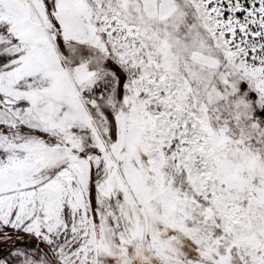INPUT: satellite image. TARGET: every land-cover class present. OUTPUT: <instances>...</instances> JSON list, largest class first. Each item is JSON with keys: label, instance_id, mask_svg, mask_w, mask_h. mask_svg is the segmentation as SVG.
Returning a JSON list of instances; mask_svg holds the SVG:
<instances>
[{"label": "snow or ice", "instance_id": "snow-or-ice-1", "mask_svg": "<svg viewBox=\"0 0 264 264\" xmlns=\"http://www.w3.org/2000/svg\"><path fill=\"white\" fill-rule=\"evenodd\" d=\"M0 264H264V0H0Z\"/></svg>", "mask_w": 264, "mask_h": 264}]
</instances>
